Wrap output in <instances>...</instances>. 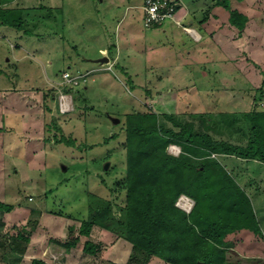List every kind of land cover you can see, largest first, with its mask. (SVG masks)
Listing matches in <instances>:
<instances>
[{"label": "rangeland", "instance_id": "374dc122", "mask_svg": "<svg viewBox=\"0 0 264 264\" xmlns=\"http://www.w3.org/2000/svg\"><path fill=\"white\" fill-rule=\"evenodd\" d=\"M208 1L211 0H190L189 5L192 9H203ZM108 2L0 0V10L9 13L7 19L23 22L22 31L0 23V91L15 87L20 92L33 90L35 94L31 97L30 107L33 104L35 113L40 111V117L45 119L44 125L50 126L45 129L50 142L44 160L34 161L37 170L34 168L33 171L27 163L24 165V161H20L18 164L22 169L13 174L9 173L11 166L8 165L6 191L0 190V201L13 208L0 212V264H30L35 258L44 259L49 264L125 263L128 249L122 245L114 246L117 241L114 236L103 239L96 234L92 237V242L101 240L100 253L96 257L82 254L84 238L78 249L67 255L66 249L55 243L70 241L71 235L63 229L65 224L62 223H66L63 220H68L75 230L88 219L90 195H93L95 205L99 203L98 197L113 199L114 196L119 197V205L124 204V195L118 193L123 188L126 173V151L122 145L125 132L121 130L125 115L152 110L160 115V124L175 129L178 128L165 116L182 117L189 123L192 120L190 114L199 111L216 124L228 120L237 122L231 125L235 128L240 125L247 133H252L251 128L257 123L244 115L254 103L264 106V0H252L251 7L249 0H244L242 7H236L247 11L250 24L245 33L248 36L241 40L240 66L214 48L207 71H202L207 77L200 81L202 68L199 66L205 64V57L197 58L198 63H194L197 65H193L194 72L189 79H182L184 76L179 80L170 78L169 70L153 60L155 49L147 54L150 48L158 46V40L153 44L155 39L151 38L152 32L144 28L141 15L137 20L133 18L130 25L118 14H111ZM225 2L229 8L234 4V0ZM52 4L54 8L49 9ZM1 17L0 13V21ZM130 28H133L131 32ZM130 34L133 37L129 38ZM105 40L115 45L109 47L113 50L111 58L118 54L116 45L119 46L117 64L112 61L104 64L89 62L88 59L100 57L99 47L104 46ZM65 71L71 72L67 83L63 79ZM159 74L167 75L162 83L165 93L178 83L183 86L196 80L198 87L190 95L181 96L187 90L179 91L178 98L162 96L155 99L153 95H145V84H152V93L155 87H159L155 79ZM262 87L263 92L259 90ZM66 89L72 91L69 93ZM234 89L237 91L235 95L230 92ZM44 93L49 97L46 101ZM63 96L68 103L64 111L60 108ZM255 96L258 102L254 100ZM45 105L50 112H45ZM216 106L222 111H216ZM257 108L264 111V107ZM208 109L211 111L207 112ZM112 119H119V122L113 123ZM57 123L60 130L55 129ZM67 140L74 143L67 146ZM174 151L173 147L168 148L171 154ZM37 209L54 216L45 215L44 224H41L42 213L38 214ZM117 212L115 214L119 215ZM19 233L36 239L31 247L26 246L20 259L12 254V248L20 250L23 246L22 241L17 240ZM40 247L41 250L47 248L45 254H36ZM108 255L118 259L115 258L114 262ZM132 264L142 263L134 261ZM148 264L162 263L151 259Z\"/></svg>", "mask_w": 264, "mask_h": 264}, {"label": "trees", "instance_id": "16d2710c", "mask_svg": "<svg viewBox=\"0 0 264 264\" xmlns=\"http://www.w3.org/2000/svg\"><path fill=\"white\" fill-rule=\"evenodd\" d=\"M218 4L229 9L225 0H218ZM1 10V24L23 30V22L7 19L8 11ZM230 21L242 32L248 19L230 10ZM262 89L259 90L263 92ZM44 98L46 101L48 94L44 93ZM50 111L45 105V112ZM205 116L190 114L189 123L182 117L165 116L178 128L175 129L160 124V115L152 110L125 115L121 130L125 132L122 145L126 151V173L123 188L118 193L124 195V204H118L119 197L114 196V192L113 199L98 197V205L90 195L88 219L81 222L77 232L69 231L70 241L55 243L69 251L84 237L83 251L95 256L100 253V245L92 242L90 236L93 228L99 227L132 244V262L148 264L156 257L167 264H226L228 248L232 245L226 241L227 236L245 228L255 233L259 229L247 196L215 157L247 155L257 143L258 148H264V132L259 130V125L264 124V111L244 115L257 122L253 129L257 143H250V149L245 152L214 138L210 131H215L217 124ZM196 121L200 124L194 125ZM54 126L60 130L58 123ZM49 127L46 125L45 129ZM72 142L67 140L65 144L70 146ZM172 145L181 149L179 156L168 152ZM259 154L264 160V151ZM253 155L258 156V151ZM183 195L195 202L190 213L177 206ZM114 207L119 215L115 214ZM12 208L0 202V210L11 211ZM17 238L23 246L20 250L12 248V254L20 259L30 240L21 233ZM31 264L48 263L35 258Z\"/></svg>", "mask_w": 264, "mask_h": 264}, {"label": "crops", "instance_id": "0c3cea01", "mask_svg": "<svg viewBox=\"0 0 264 264\" xmlns=\"http://www.w3.org/2000/svg\"><path fill=\"white\" fill-rule=\"evenodd\" d=\"M108 1V8L110 9L112 15L118 14V16L122 17L121 20L127 21V23L130 25L133 21V18L137 20L136 18H140V15L143 21L144 0ZM236 1L237 0H234V4H232L231 8H229V5L227 4L229 9H226L224 6L218 4V0L208 1L209 4L205 2L203 9H192L189 5V3L191 4L190 0L189 2L179 0L178 10L176 14L177 22L166 23L165 25L163 24L148 29L149 32H152L151 38L153 40L155 39L153 41V44L156 40H158V46L156 48H150L147 51V54L154 52L153 49H155L156 57H154L153 60L155 59L157 62H159L161 64V67H166L169 70L168 76L174 79L178 78L177 80L180 79V76H184L182 79H189L191 72L194 69L193 65H197L194 63L197 62V58L199 59L202 57L206 58V62L205 64H200L199 66V68H202V78L198 81L203 80L204 77H207L206 73L204 72L207 71L206 66L210 64L209 56L213 54L214 48L217 50V52H221L226 59H228L229 61L232 60L234 63H237L240 66L239 62L241 61V40H245L248 36L245 35V33L247 32L248 28H250V24L249 22H247L248 24H246L243 33L231 24L230 10L238 11L246 17L248 15L247 11L239 10L241 8H236L237 5H239V7H242L241 3H243L244 0H238L237 2ZM251 1L252 0H249V7H251ZM101 3L103 4L104 0H101ZM48 8L53 9V4L51 6H48ZM139 10L141 11V13H138ZM201 14H203L202 17H200ZM131 29L133 28L129 29L130 32L132 31ZM187 29L190 30L191 33H188L186 31ZM132 34L129 35V38L133 37ZM139 36L140 35H137L138 38ZM142 40L144 41L145 38H143ZM109 47L112 48L115 47V45H111V41L106 42L105 40L104 46L99 47L100 57L95 58V60L88 59V61L91 63H96V60L107 57L109 58V61L117 64L120 54V50L118 49L119 46L116 45L118 54L115 56V58H111L113 55V50ZM236 50L238 51V54ZM178 57L181 59L177 60ZM66 72L71 74L70 71H65L64 73ZM166 77L167 75L163 74H159L155 77L156 81L159 82V87L157 89L155 87L154 93L150 91L153 90V88H151L152 84H145L144 88L147 91L145 95H153L156 97L155 99L162 96H174L175 98H178L179 91L187 90L186 93H182L181 96L188 94L190 95L193 92L194 88L198 87V82L196 83V80L193 83L189 82L184 84L183 86L178 85V83V86L175 85L169 87L170 89H167L168 93H165V86H162V83L165 82ZM175 91L177 92L175 93ZM230 92H233V95H235V92L237 91L234 89V91L230 90ZM34 94L35 92L33 90L20 92L16 87L13 89L0 91V190H2V192L6 191L5 175L8 174V165L11 166L9 169V173L13 172V174L22 169V167H20L18 164L20 161H24V165H26L27 163L28 168L32 167L31 169L33 171L34 168H36L37 170L38 166L36 164L34 165V161L40 160L41 158L42 160H44L43 155L46 152L48 143L50 142V140H47V137L45 136V119L40 117V111H36L37 113H35L33 104L30 107L29 103L32 101L31 97H33ZM254 100L258 102V97L255 96ZM257 107L264 106L254 103V105L246 112H262L261 108ZM215 110L218 112L222 111L221 107L217 106ZM188 111H191L190 107L188 108ZM208 111H211V109H208L207 112ZM192 114L197 115L199 114V111ZM233 124H237V122ZM238 127L239 128H235V126L230 125V122L228 121L224 124L218 123L216 130L210 131V134L217 140H223L242 148L244 150L243 152H245L250 149V143H253V141L257 143V135L253 136L252 134L255 133V130L253 129L257 126H252V133L250 131L249 133L245 132V130L240 125ZM259 128L260 132H264L263 123L262 125H259ZM257 146H259L258 143L253 145L254 148L247 155L220 154L215 157L225 167L226 171L233 177L239 188L247 196L250 202V209L252 210V213L254 215L255 225L259 229V231L255 233L251 230V228H245L227 236L226 241L231 242L232 245H229L230 248H228V260L226 264H264V160L261 159V155L259 154L264 151V148H258ZM256 151H258V156L253 155ZM7 162L8 164H6ZM0 212L3 211L0 210ZM38 214H41V224H44L43 217L45 215L50 217L54 216L51 214L49 215L46 212H42V210H38ZM35 221L37 222L38 220L35 219ZM63 221H66V223H62L63 225L65 224V228L63 227V229L66 231V233L69 234L70 230H74L73 228H71L73 227V225L67 223L68 220ZM39 224L40 222H38V225ZM80 226L81 223L79 227L75 228L74 231L77 232ZM32 230L35 229L32 228ZM96 234H99V236H101V238L103 239L114 236L117 240L114 246L120 247L122 245L128 249V253L126 254L127 258L125 263L123 264L134 263L130 258L133 251L132 244L99 227L93 228L90 239L92 240V237H94V235ZM28 238L30 241L27 246L30 245L29 247H31L33 244H35L36 239H32L31 237ZM99 241L101 240L98 239V241L93 242L100 245ZM79 245L76 248H72L69 251H66V255L71 250L78 249ZM82 246V254L84 256H97H92L85 253L83 251L84 244ZM37 249L38 251L36 252V254L41 255L45 254L44 251L47 248L41 250L40 247V249ZM107 254L108 253H106V255ZM110 258L114 260V262L115 258L118 259L117 257H113L112 255ZM151 259H155L162 264H167L156 257H153ZM41 260L45 261L48 264L50 263L44 259Z\"/></svg>", "mask_w": 264, "mask_h": 264}, {"label": "built area", "instance_id": "2783aa9c", "mask_svg": "<svg viewBox=\"0 0 264 264\" xmlns=\"http://www.w3.org/2000/svg\"><path fill=\"white\" fill-rule=\"evenodd\" d=\"M179 0H144L143 5V24L144 28L151 29L156 26L163 25L167 22H177L176 14L178 10ZM188 33H191L190 30H186ZM63 79L67 82H70V74L68 72L64 73ZM67 99L63 96L60 99V108L62 111L66 109ZM174 152L172 155L179 156L181 149L177 146L172 145ZM179 149V151H178ZM170 153V152H169ZM171 154V153H170ZM195 205V202L187 196H181L177 202V206L190 213Z\"/></svg>", "mask_w": 264, "mask_h": 264}, {"label": "water", "instance_id": "95a60500", "mask_svg": "<svg viewBox=\"0 0 264 264\" xmlns=\"http://www.w3.org/2000/svg\"><path fill=\"white\" fill-rule=\"evenodd\" d=\"M96 63L104 64L109 62V58L104 57L102 59H98L95 61ZM113 123H118L119 119H112ZM108 164L105 166V169H107ZM114 211H116V208L114 207Z\"/></svg>", "mask_w": 264, "mask_h": 264}]
</instances>
